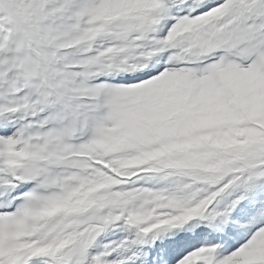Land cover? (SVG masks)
Segmentation results:
<instances>
[{
    "label": "snow or ice",
    "instance_id": "1",
    "mask_svg": "<svg viewBox=\"0 0 264 264\" xmlns=\"http://www.w3.org/2000/svg\"><path fill=\"white\" fill-rule=\"evenodd\" d=\"M0 264H264V0H0Z\"/></svg>",
    "mask_w": 264,
    "mask_h": 264
}]
</instances>
